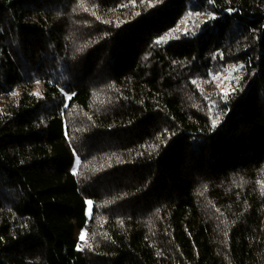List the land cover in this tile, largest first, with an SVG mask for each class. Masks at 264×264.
I'll use <instances>...</instances> for the list:
<instances>
[{"label":"trees","instance_id":"1","mask_svg":"<svg viewBox=\"0 0 264 264\" xmlns=\"http://www.w3.org/2000/svg\"><path fill=\"white\" fill-rule=\"evenodd\" d=\"M0 264H264V0H0Z\"/></svg>","mask_w":264,"mask_h":264},{"label":"rangeland","instance_id":"2","mask_svg":"<svg viewBox=\"0 0 264 264\" xmlns=\"http://www.w3.org/2000/svg\"><path fill=\"white\" fill-rule=\"evenodd\" d=\"M159 40L165 43L168 41V37L166 38L162 37ZM243 71H244L243 63H238V64L230 63L226 65L223 69V72L219 74L220 89L226 94L232 92L238 85L240 76L242 75Z\"/></svg>","mask_w":264,"mask_h":264},{"label":"snow or ice","instance_id":"3","mask_svg":"<svg viewBox=\"0 0 264 264\" xmlns=\"http://www.w3.org/2000/svg\"><path fill=\"white\" fill-rule=\"evenodd\" d=\"M68 98L70 99V97H68ZM92 203H93L92 200H87V201H86V204H87V205H92ZM81 238H83V237H81Z\"/></svg>","mask_w":264,"mask_h":264}]
</instances>
